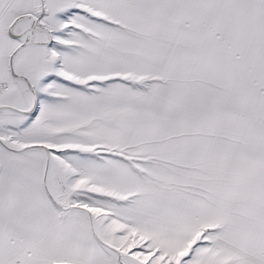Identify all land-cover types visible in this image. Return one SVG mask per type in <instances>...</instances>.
I'll return each instance as SVG.
<instances>
[{"label":"snow or ice","instance_id":"snow-or-ice-1","mask_svg":"<svg viewBox=\"0 0 264 264\" xmlns=\"http://www.w3.org/2000/svg\"><path fill=\"white\" fill-rule=\"evenodd\" d=\"M0 264H264V0H0Z\"/></svg>","mask_w":264,"mask_h":264}]
</instances>
